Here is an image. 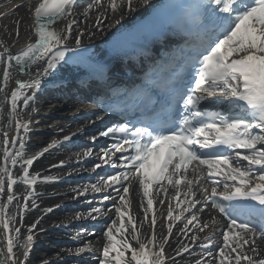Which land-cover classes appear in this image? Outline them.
Returning <instances> with one entry per match:
<instances>
[{
  "label": "snow or ice",
  "instance_id": "1",
  "mask_svg": "<svg viewBox=\"0 0 264 264\" xmlns=\"http://www.w3.org/2000/svg\"><path fill=\"white\" fill-rule=\"evenodd\" d=\"M76 4L77 0H40V3L33 10V31L37 38L35 42L28 44L26 49L21 50L18 55H13L7 47L4 48L3 52H0V61H4L7 65L3 72L4 88H7L9 80L7 68L12 67L13 60L17 64L29 62L34 64L43 60L46 67L42 68V73L47 75L50 69H53L60 60L64 59L65 51H57L56 49H60L62 45L66 44L67 39L71 38L72 27L76 20H71L63 33L58 32L53 25L58 20L71 16L72 8ZM102 6L103 0H95V3L88 5V11ZM108 6L113 12L121 6H125L131 11L132 0H108ZM201 6L205 7L214 17L213 24L218 35L204 52L197 55L193 63L194 69L197 63L199 68L195 69L196 79L193 81L194 87L190 90L191 94L181 95L184 115L179 121L178 130H169L167 133L151 127H136L133 130L124 124L119 127H110L100 133L104 137L110 135L116 137L117 134L131 133L134 137L129 139L127 135H122L120 142L102 152V155L99 156L100 162L96 163L92 169V171H96L104 165H110L117 169V172L102 176L99 183L91 184L78 193L79 195H85L89 191L101 193L115 185H121L124 193L119 197L120 206L115 207L119 225H117V221H112L111 226L104 233L108 243L103 247V259L100 264H165L164 244L167 243V238L157 245L155 212H153L150 221L151 238L147 242L141 241L137 226L129 216L130 208L126 195L131 185L129 183L128 186H124L122 182L129 180L130 176L139 177L143 195L148 198L147 208L144 212V219L148 220V210L153 207V198L150 194L152 184L159 183L161 178H165V173L171 168L170 175L166 177L168 183L173 186L180 185L184 182L188 166L193 162H198L196 168L193 169L194 172L201 165H206L207 176L219 175L220 166L226 165L228 168L226 178L232 181H240V186L235 183L232 185L224 184L226 189L231 188L233 190L222 194L223 201L252 200L260 206L257 209L255 205L232 204L231 211H228V207L220 202V199H217L218 193L213 187L209 197L212 206L228 218L229 224L227 230L222 233L223 243L219 247L218 253L213 255L212 251H208V256L218 261V264H242V262L245 264H264V258H255L259 255L257 241L264 240V225L257 228L251 225L250 220H239V214H252L256 211L264 216V174L253 177L251 168V166L264 168V135L253 132V129L264 131V0H208L206 5ZM99 24L100 20L97 19V25ZM16 34L19 35V22H17ZM82 35L83 33H78V36ZM75 42L80 45L81 40L77 38ZM39 85V79L33 85L20 83L21 88L33 86L39 88ZM217 92L230 100L241 102V107L245 113L252 118L248 119L245 115L228 116L223 112L200 111L198 108L200 101L206 96L216 95ZM19 95V90L11 93V116L13 119H16L17 116ZM31 98H24L25 107ZM202 117L209 119L205 120ZM21 128L25 131L28 130L27 124L16 120L17 139H19ZM3 136L4 165L0 168V174L7 177V190L11 192L17 181L13 177L9 165L14 168L18 163L17 158L21 157L22 154L20 151L15 152V154L9 151L8 133L3 132ZM11 143L14 146V141ZM216 145H226L230 149L241 150L235 152L236 158L247 161L250 167L244 169L234 167L230 155H209L200 151V149ZM22 147L23 144H21ZM117 152L121 153V156L116 157ZM126 152L130 154L124 155ZM83 156L90 157L92 152L86 151ZM34 159L36 157L24 160L26 167L23 171L22 180L30 186H34L38 179V176H30L28 172V168L32 166ZM117 160L122 161V163L118 164ZM121 168L124 170L121 171ZM177 176H179L178 179H173ZM203 178L197 176L195 181L187 182L185 198L189 195L195 197L191 185L198 183ZM161 187L163 186L161 185ZM117 191L119 192V189ZM203 191L208 192V189L204 188ZM3 193H5V179L0 176V194ZM179 195L178 191L177 197ZM110 198V196L105 195L103 200L107 201ZM13 199V195H8L7 203L11 204ZM198 202L195 199L188 201L190 207ZM24 206L26 208L27 204ZM173 211L169 205L167 211L169 221L174 219ZM93 213L106 215V211L98 207H92L87 215L93 216ZM83 215H79L77 219L83 218ZM125 217H128L131 223L132 239L136 241L138 247H133L128 238L124 236L127 231L124 223ZM175 219L179 220L180 216L177 215ZM193 221H197L200 232H204L210 226L208 223L200 224L197 215L193 214L190 219H187L184 230ZM0 226L4 230L6 239V264L9 261L11 264H17L14 253L15 240L12 233L14 232L16 236H19L20 228L10 225V218L6 215V208L3 207H0ZM32 227L34 228L35 225ZM172 230L173 226L169 224L167 237L171 236ZM29 231L31 232V229ZM116 234L122 238L117 239ZM192 239L195 241L200 237L193 236ZM207 239H209V244L202 245L205 248H208L212 243L210 238ZM32 241L33 236L28 235L22 253L24 264L28 260ZM92 250L91 245H88L77 251L90 252ZM189 251L187 245L182 247V252ZM128 253L130 256L127 255ZM196 264H208V262L197 259Z\"/></svg>",
  "mask_w": 264,
  "mask_h": 264
},
{
  "label": "bare ground",
  "instance_id": "2",
  "mask_svg": "<svg viewBox=\"0 0 264 264\" xmlns=\"http://www.w3.org/2000/svg\"><path fill=\"white\" fill-rule=\"evenodd\" d=\"M153 0H142L141 2L132 3L133 8L129 11L125 6H121L117 11L113 12L108 6L107 10L104 7L103 11H107L108 20L105 22L104 30L102 31H93L91 30L92 24H94L97 14L102 10V7H98L96 12H91L90 15L79 18L74 15L70 19L63 20L58 26V32L63 33L66 25L73 19L76 20V23L72 27L71 38L67 39L68 42H75L77 38L86 40L88 38H99L103 33L115 28L117 25L129 21L131 18L135 17L138 14L143 13L148 5ZM136 7V8H134ZM83 13H80L82 15ZM31 13L28 10L20 11L18 14L8 17L6 14L3 15V12L0 13V48L4 51V48L7 47L10 51L18 49L34 37L33 31V21ZM17 22H19V35L17 36ZM78 33H83L82 36H78ZM5 68L2 69L0 74V91L2 99V110L0 114V168L3 167V148L2 143L4 136L3 132L8 133V138L10 140L9 151L13 154L20 151L21 157H18V163L13 168L9 165V168L13 174V177L16 179L17 183L13 185V190L8 192L7 190V177L2 176L5 179V193L0 194V207L6 208V215L10 218V225L12 227H19L20 234L16 236L13 232L12 235L15 240L14 253L16 255L17 264H24L23 262V251L24 245L27 243V236L32 235L33 241L31 244V251L28 256L26 264H87L82 259L86 257L85 252H78L77 250L88 245H91L93 249L94 246L101 244L106 245L108 243L107 237L104 234L93 235L88 233L84 228H78L74 230L72 236H67L63 232V226L72 224L82 220L87 216L88 212H79V211H62V205L68 204L71 202H80L85 203V200H77L80 195L78 194L86 186H62L56 183H47L41 184L38 188H31L30 185L25 184L22 180V169L24 160L28 159L30 156L35 155L40 150H46L43 155L39 156L37 160L33 163L30 174H40L48 175L55 173H62V170L56 169L57 165L61 161H68L67 156H56L55 149H50L49 145L53 141L44 137L43 133L40 132L39 126H36L41 120L40 116L34 114L36 112H50L54 114H67V108L70 104L62 103H52V104H43L42 109H37L33 107V104L30 102L27 106H24V103L17 100V116L16 119H13L11 116V100L9 96L12 91L15 90L14 73L7 69L9 72V80L7 88H4L3 81V72ZM17 91V90H16ZM21 96L22 89L19 90ZM41 105V103H40ZM46 107V108H43ZM34 115V116H33ZM16 120H19L21 123H25L28 126V130L25 131L23 128L19 130V139H17V130H16ZM14 141V146L11 142ZM21 144L25 148H21ZM26 150V151H25ZM81 157V156H80ZM59 174V175H60ZM64 174V173H63ZM13 195L14 199L11 204L7 203V196ZM132 198L135 202L132 205V213L135 216V224L137 226V231L139 232V238L141 241H148L151 238V225L148 220L144 219L145 205H138V192L136 189L132 190ZM25 204L27 207L25 208ZM56 207L55 210L49 211L50 207ZM81 214L83 218L77 219ZM148 215V213H147ZM37 221H39L37 223ZM117 225H119V219ZM125 223V228L127 231L124 233L133 247H138V244L135 240L132 239V229L131 226ZM35 225L33 228L32 226ZM60 227V228H59ZM31 229V232L29 231ZM71 229V227H69ZM164 226L161 219L157 222L155 226V234L157 236L156 243L159 244L164 241ZM117 239L122 237L119 234H116ZM190 238V237H189ZM182 236H178L177 232L174 231L168 243L164 244V255L166 257L165 264H187L188 257L187 255L174 257V254L182 250L184 245H189L191 242H182ZM63 240H69L78 242L77 245L62 244ZM60 241V242H59ZM261 241H257L258 252L261 253L264 251V248H261ZM114 255V254H113ZM130 256V253L127 254ZM68 259L74 260L73 262H66ZM194 258H191L190 261H194ZM0 264H6V239L5 233L0 226ZM11 264V262H7ZM243 264V262H242Z\"/></svg>",
  "mask_w": 264,
  "mask_h": 264
},
{
  "label": "rangeland",
  "instance_id": "3",
  "mask_svg": "<svg viewBox=\"0 0 264 264\" xmlns=\"http://www.w3.org/2000/svg\"><path fill=\"white\" fill-rule=\"evenodd\" d=\"M66 262L70 263V262H72V261H71V259H68ZM65 264H66V263H65Z\"/></svg>",
  "mask_w": 264,
  "mask_h": 264
}]
</instances>
